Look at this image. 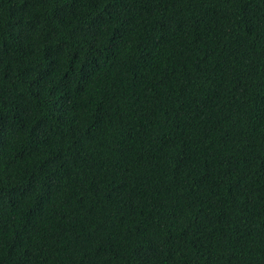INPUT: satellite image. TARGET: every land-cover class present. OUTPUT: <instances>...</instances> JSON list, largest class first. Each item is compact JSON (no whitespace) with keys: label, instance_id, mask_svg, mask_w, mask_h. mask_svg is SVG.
<instances>
[{"label":"trees","instance_id":"16d2710c","mask_svg":"<svg viewBox=\"0 0 264 264\" xmlns=\"http://www.w3.org/2000/svg\"><path fill=\"white\" fill-rule=\"evenodd\" d=\"M0 264H264V0H0Z\"/></svg>","mask_w":264,"mask_h":264}]
</instances>
